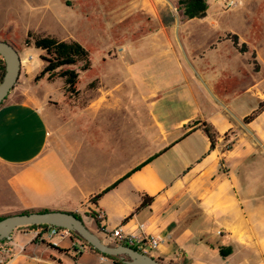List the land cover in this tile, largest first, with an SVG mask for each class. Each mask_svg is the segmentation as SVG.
Here are the masks:
<instances>
[{
    "label": "crops",
    "instance_id": "obj_1",
    "mask_svg": "<svg viewBox=\"0 0 264 264\" xmlns=\"http://www.w3.org/2000/svg\"><path fill=\"white\" fill-rule=\"evenodd\" d=\"M64 20L107 43L96 85L82 84L79 98L61 79L36 81L43 64L31 47L21 53L19 82L0 107V163L16 168L19 211L84 216L108 243L115 228L154 236L151 256L165 263L264 264V153L244 129L253 109L241 111V92L262 90L263 77L241 86L248 53L215 34L210 8L179 22L163 0H68ZM247 35L238 36L250 47ZM262 116L250 123L259 139ZM203 123L219 134L215 147ZM46 227L16 229L0 242V264L107 263L88 249L77 260L56 254L79 242L55 248Z\"/></svg>",
    "mask_w": 264,
    "mask_h": 264
},
{
    "label": "rangeland",
    "instance_id": "obj_2",
    "mask_svg": "<svg viewBox=\"0 0 264 264\" xmlns=\"http://www.w3.org/2000/svg\"><path fill=\"white\" fill-rule=\"evenodd\" d=\"M5 1L6 2H2L0 4L1 8H3L5 5V7H7L6 13L4 14V16H1L0 20V41L10 42L18 50L20 55L21 53H24L28 48L25 45V39L28 33L34 32L43 36H53L60 40L69 39L71 36H73L81 41H87L97 48L96 52L92 53L91 55V62L92 65L94 64V68H97L98 63H102L100 58L107 42L103 41L101 38H98V42H95V38L94 41L90 42L82 35L83 33L78 27L72 30L67 28L64 20V10L68 0ZM163 1L173 7L176 19H178L179 22H182L183 20L181 12L177 8L180 0ZM236 1L237 6L232 9L227 8L226 0H208V4L211 17H214L217 21H219L217 28L215 29V34L221 31V34L227 36L229 34H232L229 32L231 31L245 37L247 33L250 32L247 35V37H249V42H251V53L247 54L249 67L248 70H246L245 73L241 76V86L243 87V85H247V87H250L252 82L255 80L254 78H257V80H259L261 77H263L262 90L248 89V92H245L246 94L244 92H241L242 95L244 94L243 96L246 99V102H244L243 106H241V111L243 113H249L253 109V111L248 115L250 117L257 109H259L260 104L264 103V0ZM6 23L7 25L4 26ZM178 30L179 31L176 32L175 28L173 29V36H181L182 33L179 28ZM223 30L226 31L224 32ZM253 45L258 46V48L260 49V55H258L256 59H252V52L255 49ZM29 51L31 54H36L37 56L34 62H40L41 64H43L44 68L46 66V62L42 59V56H46V53L42 51H36L34 47H31ZM108 52L111 55L113 54L114 49L111 48V50H107L103 52V54H107ZM24 59L25 63L28 64L29 57L27 56ZM254 62L257 63L260 73H256V65L254 64ZM0 64L5 67V63L1 58ZM82 77L84 78L82 84H92L94 82H97L96 76L93 77L90 75V77L86 78L85 75L82 74ZM42 79L41 80L44 81L42 85L45 84L43 85L44 87L48 85L55 88L54 84H51L55 82H50L47 76ZM41 80H39V82ZM232 85H234V82ZM236 92L238 91H231L232 94ZM68 96L70 98L80 97H71L70 95ZM261 114H263V116L260 119L259 124L256 126H258L259 128L258 131L260 132V134H263L262 136H264V112H262ZM244 125L245 131L248 132L247 134L249 136V139L256 141L253 138L256 137V139H258L259 141L258 146L264 153V138L259 139L255 133V130H253L250 124ZM251 135H253V137ZM15 173L16 168L0 163V219L23 213L19 211V204L15 195V190L13 185L11 184V179ZM87 215L93 217L94 219H96V221H100L99 215L93 212H89ZM81 217L89 227L88 223H90V220L84 216ZM94 232L98 234V232ZM75 235L73 236V238L79 241V246H85L88 250H91L99 256H102V254H100L98 251V253L94 251L95 249H91V246L81 237H79L77 234ZM106 243L116 246L115 242ZM73 251L74 252L59 251L56 254L63 256L64 258H72L75 260H77L83 254L82 252H79L76 247L73 249ZM120 262H123L125 264L124 260H122L121 258H118V260L116 261L111 257V259H109L107 263L101 264H120Z\"/></svg>",
    "mask_w": 264,
    "mask_h": 264
},
{
    "label": "trees",
    "instance_id": "obj_3",
    "mask_svg": "<svg viewBox=\"0 0 264 264\" xmlns=\"http://www.w3.org/2000/svg\"><path fill=\"white\" fill-rule=\"evenodd\" d=\"M177 8L181 12L182 20L188 21L193 19L206 18L209 10V4L208 0H180ZM226 39L231 40L234 47L240 53H251L248 44L241 42L238 35L229 34L226 36ZM25 45L27 47H34L35 49L46 53V56H42V59L46 62V66L36 77V81H39L46 76L50 82H55L56 80L61 79L65 84L66 93L71 97H78L81 94V85L84 81L82 74H84L86 78L90 77V75L95 77L98 74L97 68H94L91 62V55L92 53L96 52L97 48L87 41H64L53 36H43L34 32H29L25 39ZM256 57L257 54L255 51H253L252 59H256ZM254 64L256 65V69L258 70L259 67L257 63L254 62ZM4 73L5 67L0 64V83L3 79ZM95 85V82L92 83V86ZM262 112H264V103L260 104L259 109H257L252 116L244 120L245 124H250ZM201 127L209 137L212 143V147H215L217 139L219 137V134L217 133L215 128L208 123H203ZM101 197L102 194L96 196L93 201H96ZM151 201V198L145 196L142 206L145 207L149 205ZM31 212L33 211H26L23 213ZM77 216L82 218L78 214ZM116 245L120 244L116 243ZM91 249L93 248L91 247ZM105 257L111 259V257ZM112 259L116 261L118 260V258ZM120 264L124 263L120 262Z\"/></svg>",
    "mask_w": 264,
    "mask_h": 264
},
{
    "label": "water",
    "instance_id": "obj_4",
    "mask_svg": "<svg viewBox=\"0 0 264 264\" xmlns=\"http://www.w3.org/2000/svg\"><path fill=\"white\" fill-rule=\"evenodd\" d=\"M0 58L5 63V73L0 83L1 107L19 82L22 60L18 50L6 41H0ZM42 225L67 229L81 237L100 254L121 258L125 264H172L162 262L126 245L107 244L86 225L83 218L75 213L62 211L31 212L5 217L0 220V242L10 239L18 228Z\"/></svg>",
    "mask_w": 264,
    "mask_h": 264
},
{
    "label": "built area",
    "instance_id": "obj_5",
    "mask_svg": "<svg viewBox=\"0 0 264 264\" xmlns=\"http://www.w3.org/2000/svg\"><path fill=\"white\" fill-rule=\"evenodd\" d=\"M227 8H234L237 6L236 0H226ZM100 220L101 217L99 216ZM111 238L114 239L115 243L120 245H126L132 247L142 253L151 255L152 252L159 246L160 240L154 236L148 235H130L124 232L122 228H115L110 232ZM74 233L67 229H60L56 227H46L45 237L48 242L55 248H61L64 241L73 239ZM79 242V241H78ZM78 243L77 250L79 252H84L87 250L85 246H79ZM103 261H108L109 259L105 256H101Z\"/></svg>",
    "mask_w": 264,
    "mask_h": 264
}]
</instances>
